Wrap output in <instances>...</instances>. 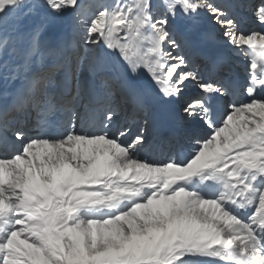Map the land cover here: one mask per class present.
<instances>
[{
	"label": "snow or ice",
	"instance_id": "snow-or-ice-1",
	"mask_svg": "<svg viewBox=\"0 0 264 264\" xmlns=\"http://www.w3.org/2000/svg\"><path fill=\"white\" fill-rule=\"evenodd\" d=\"M0 80V264H264V0H0Z\"/></svg>",
	"mask_w": 264,
	"mask_h": 264
},
{
	"label": "bare ground",
	"instance_id": "bare-ground-1",
	"mask_svg": "<svg viewBox=\"0 0 264 264\" xmlns=\"http://www.w3.org/2000/svg\"><path fill=\"white\" fill-rule=\"evenodd\" d=\"M39 2L42 3V0H39ZM37 19L40 20V23L41 22H44L42 15L41 16L28 17V18L22 19V20H20L18 22V32L16 33V35H18L19 37H21V39L23 41V43H22V46L23 47H26L27 46V43L30 40V36H31V32L28 31V27H29L28 25H30V22H35V20H37ZM205 21L206 20H201V23H200L201 26H198L199 28L201 27L200 28V31H203L202 22H204L203 23L204 24L203 25L204 27L209 28L208 25H207L208 23L207 22L205 23ZM70 23H72L71 22V17H65V20H64L63 23H61V19L60 20H57V21L49 24V31L54 30V29L55 30H61V31L64 32V34H65V36L67 38H71V35H69V33L67 32L68 31V27L70 26ZM200 24H198V25H200ZM209 30L210 31L213 30V26L212 25L210 26ZM195 32H196V28H195V30H194V32L192 34H194ZM209 33L210 32H208L206 34V36L204 35L203 37L204 38L205 37L206 38L210 37ZM47 36H48V33L46 32V33L42 34L41 39L42 40H45V39H47ZM232 54H233V52H232ZM225 70H228V68L227 69L225 68ZM16 83H18V81H9V82H7V84H5V82L3 80H0V105H4V104H6L10 100V97L5 98V94L14 91L15 87L13 88V86Z\"/></svg>",
	"mask_w": 264,
	"mask_h": 264
},
{
	"label": "rangeland",
	"instance_id": "rangeland-1",
	"mask_svg": "<svg viewBox=\"0 0 264 264\" xmlns=\"http://www.w3.org/2000/svg\"><path fill=\"white\" fill-rule=\"evenodd\" d=\"M108 2H111V0H108ZM206 19V18H205ZM205 19H202V20H205ZM64 20H65V18H63V19H61V23H63L64 22ZM208 21V20H207ZM71 22H72V20H71ZM40 23V20H35V22H30V25H28L29 27H28V31L29 32H31L32 33V31H33V29L35 28V26L37 25V24H39ZM200 23H201V21H200ZM199 23V24H200ZM70 26H72V23H70ZM199 25H196L195 27H198ZM70 34H72V32L70 33ZM206 41H208L209 43H213L214 45H221V44H219V43H217V42H215L211 37H208V38H204ZM222 46V45H221ZM222 47H224V46H222ZM200 62V61H199ZM232 62L233 63H237V65H240V66H242L243 64L240 62V60L235 56V60H232ZM239 70V72H242L243 71V69H241V68H239L238 69ZM244 95V94H243Z\"/></svg>",
	"mask_w": 264,
	"mask_h": 264
}]
</instances>
